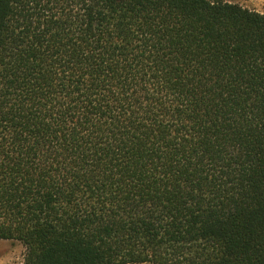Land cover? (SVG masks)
Returning <instances> with one entry per match:
<instances>
[{"label": "trees", "instance_id": "trees-1", "mask_svg": "<svg viewBox=\"0 0 264 264\" xmlns=\"http://www.w3.org/2000/svg\"><path fill=\"white\" fill-rule=\"evenodd\" d=\"M0 239L21 264H264V12L0 0Z\"/></svg>", "mask_w": 264, "mask_h": 264}, {"label": "rangeland", "instance_id": "rangeland-1", "mask_svg": "<svg viewBox=\"0 0 264 264\" xmlns=\"http://www.w3.org/2000/svg\"><path fill=\"white\" fill-rule=\"evenodd\" d=\"M245 7L264 12V0H230ZM26 253L25 246L15 240L0 239V264H21ZM150 264V263H141Z\"/></svg>", "mask_w": 264, "mask_h": 264}]
</instances>
